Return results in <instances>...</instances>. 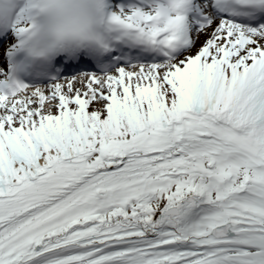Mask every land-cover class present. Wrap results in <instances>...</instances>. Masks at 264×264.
I'll return each mask as SVG.
<instances>
[{
	"label": "snow or ice",
	"instance_id": "1",
	"mask_svg": "<svg viewBox=\"0 0 264 264\" xmlns=\"http://www.w3.org/2000/svg\"><path fill=\"white\" fill-rule=\"evenodd\" d=\"M0 264H264V0H0Z\"/></svg>",
	"mask_w": 264,
	"mask_h": 264
}]
</instances>
